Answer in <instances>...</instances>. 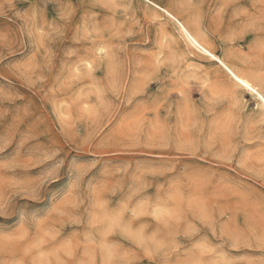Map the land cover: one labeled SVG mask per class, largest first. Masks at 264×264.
<instances>
[{
  "label": "rangeland",
  "instance_id": "374dc122",
  "mask_svg": "<svg viewBox=\"0 0 264 264\" xmlns=\"http://www.w3.org/2000/svg\"><path fill=\"white\" fill-rule=\"evenodd\" d=\"M158 1L264 78V0ZM160 22L0 0V264H264L256 101Z\"/></svg>",
  "mask_w": 264,
  "mask_h": 264
},
{
  "label": "bare ground",
  "instance_id": "6f19581e",
  "mask_svg": "<svg viewBox=\"0 0 264 264\" xmlns=\"http://www.w3.org/2000/svg\"><path fill=\"white\" fill-rule=\"evenodd\" d=\"M143 1H144V3L147 4V9L150 13L151 18H153L155 20H164V22H160L161 24L159 23L158 25L160 27L161 32L165 36H169V37L173 38L176 42H178L177 38L174 34V30H176L179 33V35L181 36V38L185 42L186 48L191 52V54H193V57H190L189 59L186 58L187 59L186 62H187V64L188 63L191 64L189 66L193 67L192 69H194V71L195 70L199 71L201 69L200 66H202L201 64L197 63V61L200 62V60L196 57V56H198V57L202 58L203 60L208 61L213 66H217L220 69H222L223 71H225L229 77V80L231 81V83L235 87H236V82L232 79V76L229 74L228 69H231L235 73L239 74V76H241L242 78L248 79L250 83L257 86L258 91H260L261 87L264 86V78H262L263 75L260 76V75L255 74V73H250L248 71L239 70L235 66L234 62H232L231 60H228L224 57H221L219 55L218 51L206 41L204 34H203V30L201 28L202 25H200V23L198 22L197 19H195V18L185 19L181 15V13L177 12L175 9H173L170 6H166L162 1H158V0H143ZM189 37H191V39H189ZM193 41H195V43H193ZM197 45H199V47H197ZM201 49H204V51H201ZM208 52H211V54L213 56L217 57L216 61H213L211 59V57L207 55ZM87 64L89 67L92 66L91 63H87ZM192 64H194V65H192ZM87 69H89V68H87ZM218 81H222V80H218ZM219 85H220V83H219ZM177 86H181V84L179 83V85H177ZM222 86H223V84L221 85V87ZM236 89H237V87H236ZM178 90L184 91L183 88H180ZM239 90H241V89H239ZM242 91L250 94V96L255 99V101H256L255 104H257V108H258L259 119L264 123V101H260L258 99V97H253L252 94L247 92L246 90H242ZM210 92H212V91L210 90ZM188 93L189 92H187V91L184 92V95L186 98H190V95ZM236 94H235V96H237V98H239L240 95L238 97V95H236ZM262 94H264V92H262ZM213 96H211V97H213ZM241 98H243L242 95H241ZM236 102L237 101L235 100V103ZM238 104L239 103H237V105ZM238 107L241 108L242 106L240 107L238 105Z\"/></svg>",
  "mask_w": 264,
  "mask_h": 264
},
{
  "label": "snow or ice",
  "instance_id": "6c2138e0",
  "mask_svg": "<svg viewBox=\"0 0 264 264\" xmlns=\"http://www.w3.org/2000/svg\"><path fill=\"white\" fill-rule=\"evenodd\" d=\"M189 39H191V37H189ZM193 43H195V41H193ZM197 47H199V45H197ZM201 51H204V49H201ZM207 55L210 56L213 61H216L217 57L213 56L211 52H208ZM228 71H229V74L232 76V79L236 82V87L238 89L246 90L247 92L251 93L253 97H258L260 101H264V94H262V92H264V86H262L261 90L258 91L257 86L250 83L248 79L242 78L241 76H239V74L235 73L231 69H228ZM238 94L239 93L237 92V95ZM57 165H58V162H57ZM17 214L20 216H25L28 214V212H26L24 209L17 208ZM108 253H109V257H111V254H112L111 248H108Z\"/></svg>",
  "mask_w": 264,
  "mask_h": 264
}]
</instances>
